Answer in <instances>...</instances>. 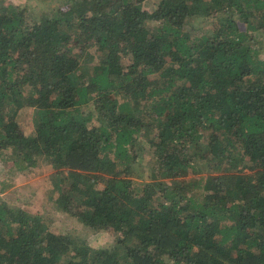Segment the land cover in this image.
Returning a JSON list of instances; mask_svg holds the SVG:
<instances>
[{
	"label": "trees",
	"instance_id": "trees-1",
	"mask_svg": "<svg viewBox=\"0 0 264 264\" xmlns=\"http://www.w3.org/2000/svg\"><path fill=\"white\" fill-rule=\"evenodd\" d=\"M150 1L0 0V264H264V0Z\"/></svg>",
	"mask_w": 264,
	"mask_h": 264
},
{
	"label": "rangeland",
	"instance_id": "rangeland-1",
	"mask_svg": "<svg viewBox=\"0 0 264 264\" xmlns=\"http://www.w3.org/2000/svg\"><path fill=\"white\" fill-rule=\"evenodd\" d=\"M25 0H6L14 4L22 3ZM157 0H151L150 5L156 4ZM163 4L162 2L160 5ZM264 42V40L262 41ZM95 54L89 52L84 61L94 62ZM32 111L29 108L20 111L14 122L15 131L19 133H29L32 129L31 121ZM14 151V146L9 143ZM149 154V153H147ZM10 162L0 163V180L4 179V172L9 167ZM57 174L54 169L43 167L36 169L26 175L16 176V185L22 186L20 192L14 197L17 205L28 206L33 212H39L44 215L45 219L50 222V228L57 232L73 231L83 234L87 241L94 247L107 249L113 246L115 242V233L112 230H106L95 234L85 231L82 223L72 215L61 211L55 204L53 197H50L49 190L54 188V181ZM74 205L73 210L78 211V207Z\"/></svg>",
	"mask_w": 264,
	"mask_h": 264
}]
</instances>
